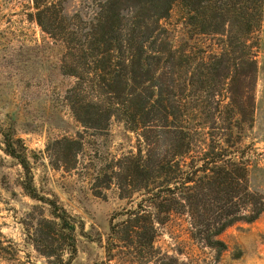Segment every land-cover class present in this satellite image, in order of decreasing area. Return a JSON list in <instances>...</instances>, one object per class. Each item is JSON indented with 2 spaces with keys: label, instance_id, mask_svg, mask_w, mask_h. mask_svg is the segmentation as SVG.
Wrapping results in <instances>:
<instances>
[{
  "label": "trees",
  "instance_id": "trees-1",
  "mask_svg": "<svg viewBox=\"0 0 264 264\" xmlns=\"http://www.w3.org/2000/svg\"><path fill=\"white\" fill-rule=\"evenodd\" d=\"M66 1L31 0L27 14L66 55L74 50L71 60H62L63 75L75 79L64 100L83 132L108 133L117 124L135 139L134 153L101 166L91 159L84 167L92 187H114L125 201L109 219L99 264H181L155 246L173 216L184 217L190 237L219 256L225 230L264 212V194L249 180L253 146L245 144L254 126L253 39L264 0H141L132 7L129 0H93L85 34L82 11L69 17ZM174 5L185 11L197 47L175 48L171 37L162 38ZM207 38L218 43L205 51ZM0 137L2 153L22 169L24 194L48 207L41 220L48 231L36 239L37 251L55 264H70L81 224L38 195L23 141L10 130L0 129ZM54 146L56 169L67 170L63 161L76 168L87 142L78 132ZM16 251L0 232V258Z\"/></svg>",
  "mask_w": 264,
  "mask_h": 264
},
{
  "label": "rangeland",
  "instance_id": "rangeland-1",
  "mask_svg": "<svg viewBox=\"0 0 264 264\" xmlns=\"http://www.w3.org/2000/svg\"><path fill=\"white\" fill-rule=\"evenodd\" d=\"M92 1L64 3L69 17L82 11L84 22L80 34L87 30ZM140 2L129 0L128 6H137ZM30 6L31 0H0V129L10 130L23 141L38 195L54 200L81 224L70 264H99L104 262L100 243L108 233L109 219L125 206V201L117 198L114 187L108 191L92 187L84 167L91 159L101 166L110 158L134 153L135 139L117 124H112L108 133L82 131L64 100L75 79L63 75L66 69L62 67V60H71L74 50H67L70 54L66 55L59 41L31 22L27 15L31 12ZM185 17V11L174 5L169 19L162 22L167 33L162 32L161 36L164 40L171 37L175 48L189 47L196 41L184 24ZM69 23L73 20H66ZM65 28L68 33L70 26ZM253 40L257 46L256 109L254 126L245 144L253 146L249 166L251 187L264 194V5L261 26ZM217 43L207 38L201 47L207 51ZM245 91L247 88L243 87L241 92ZM78 132L87 142L79 164L73 168L69 160L63 161L67 170L56 169L54 141L75 137ZM21 181L22 169L0 149V232L17 250L9 259L0 258V264H55V259L37 251L35 242L48 231L41 223L43 218H48V207L27 197ZM219 239L225 243L226 250L217 256L190 237L184 217L173 216L161 228L155 246L181 264H264V212L253 223L233 225ZM69 257L70 253L63 254V260Z\"/></svg>",
  "mask_w": 264,
  "mask_h": 264
}]
</instances>
